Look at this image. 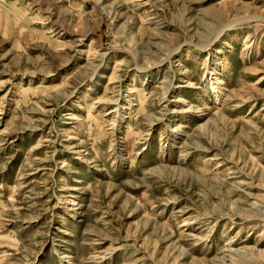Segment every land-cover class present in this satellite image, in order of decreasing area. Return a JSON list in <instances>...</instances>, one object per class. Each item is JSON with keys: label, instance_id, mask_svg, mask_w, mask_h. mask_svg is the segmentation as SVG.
Returning <instances> with one entry per match:
<instances>
[{"label": "rangeland", "instance_id": "1", "mask_svg": "<svg viewBox=\"0 0 264 264\" xmlns=\"http://www.w3.org/2000/svg\"><path fill=\"white\" fill-rule=\"evenodd\" d=\"M246 247L264 254V0H0V264Z\"/></svg>", "mask_w": 264, "mask_h": 264}, {"label": "bare ground", "instance_id": "2", "mask_svg": "<svg viewBox=\"0 0 264 264\" xmlns=\"http://www.w3.org/2000/svg\"><path fill=\"white\" fill-rule=\"evenodd\" d=\"M232 242H234V238L230 239L226 243V246L231 245ZM259 257L262 258V261L264 262V254L260 253ZM259 257L258 255H256V252L253 249H250L248 247L236 249L235 251L231 252V258L237 264H245L247 262H254Z\"/></svg>", "mask_w": 264, "mask_h": 264}]
</instances>
